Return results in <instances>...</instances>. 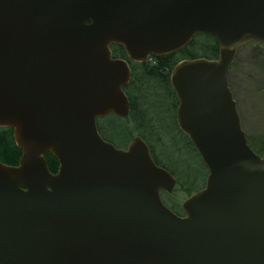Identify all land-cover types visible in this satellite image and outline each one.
Segmentation results:
<instances>
[{
  "label": "water",
  "instance_id": "1",
  "mask_svg": "<svg viewBox=\"0 0 264 264\" xmlns=\"http://www.w3.org/2000/svg\"><path fill=\"white\" fill-rule=\"evenodd\" d=\"M200 34L217 59L170 74L176 124L208 171L178 216L147 144L117 149L97 120L129 113L130 68L110 45L141 63ZM249 42L264 45V0H0V128L21 151L0 162V264H264V154L228 86Z\"/></svg>",
  "mask_w": 264,
  "mask_h": 264
},
{
  "label": "rangeland",
  "instance_id": "2",
  "mask_svg": "<svg viewBox=\"0 0 264 264\" xmlns=\"http://www.w3.org/2000/svg\"><path fill=\"white\" fill-rule=\"evenodd\" d=\"M263 55L264 48L258 43H250L241 47L229 73V87L237 104L242 128L250 141L251 147L260 154L264 153ZM146 99L150 102V105L154 106L149 113L150 116L160 118L166 114L165 110L168 109V104L164 102V98L158 97L155 99L148 96ZM123 121L131 125L129 117ZM123 121L118 117L111 116L108 119L107 117L99 119L97 123L105 136L121 145L126 140ZM158 122L162 123V120L159 119ZM129 129L128 131H130ZM137 135L138 132L134 130L130 137ZM161 135L165 136V144L161 150L154 143L155 153L160 163L166 165L175 174L178 183L176 192L181 194L182 200L180 201H183L189 193L184 191L183 188L185 187L187 191L191 190L193 192L199 190L205 182L206 170L196 154L187 146H184L181 139L174 136L172 129L161 130ZM181 183L184 184V187ZM165 200L170 202L166 197Z\"/></svg>",
  "mask_w": 264,
  "mask_h": 264
},
{
  "label": "trees",
  "instance_id": "3",
  "mask_svg": "<svg viewBox=\"0 0 264 264\" xmlns=\"http://www.w3.org/2000/svg\"><path fill=\"white\" fill-rule=\"evenodd\" d=\"M115 54H118V52ZM217 54L218 46L216 41L209 36L199 35L194 38L190 45L178 53L165 57L153 58L152 61L142 64H133L132 79L126 88L127 96L130 101L129 118L131 120V125H128L122 120L124 124L123 131L126 134L124 136L126 139L125 143L129 141L133 131L136 130L138 132L137 136L141 137L148 144L155 162L160 166L162 165L168 168L166 165L160 163L156 156L154 143L162 150L165 144L164 137L166 134L162 136L161 130L167 131L172 129L174 136L181 139V141L184 142V146H187L194 152L191 144L178 130L174 121L176 100L169 82V76L173 67L183 59L198 57L214 59L217 57ZM148 96L155 99L158 97L164 98V102L168 104L165 115L160 118L149 115L154 106L152 104L150 105V102L146 99ZM159 119L162 120V123L158 122ZM128 129L130 131H128ZM20 156L21 152L14 144L12 131L9 129H0V162L8 166H16ZM44 157L49 170L55 173L57 168L56 160L51 154H46ZM170 198L173 202L170 208L176 213L181 214L179 208L181 194L175 190Z\"/></svg>",
  "mask_w": 264,
  "mask_h": 264
},
{
  "label": "flooded vegetation",
  "instance_id": "4",
  "mask_svg": "<svg viewBox=\"0 0 264 264\" xmlns=\"http://www.w3.org/2000/svg\"><path fill=\"white\" fill-rule=\"evenodd\" d=\"M111 49L112 50H114L115 52L117 51L118 52V54H116L119 58H121L123 55H124V51H123V49L121 48V47H119V46H111ZM116 52V53H117ZM152 58H150L149 59V61H152L151 60ZM114 145H116L115 143H113ZM128 144H126V145H122V146H118V147H120V148H122V149H124V148H126V146H127Z\"/></svg>",
  "mask_w": 264,
  "mask_h": 264
}]
</instances>
